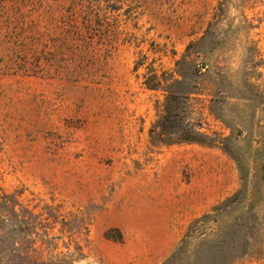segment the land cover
Here are the masks:
<instances>
[{
  "label": "rangeland",
  "instance_id": "obj_1",
  "mask_svg": "<svg viewBox=\"0 0 264 264\" xmlns=\"http://www.w3.org/2000/svg\"><path fill=\"white\" fill-rule=\"evenodd\" d=\"M9 255L264 264V0H0Z\"/></svg>",
  "mask_w": 264,
  "mask_h": 264
},
{
  "label": "trees",
  "instance_id": "obj_2",
  "mask_svg": "<svg viewBox=\"0 0 264 264\" xmlns=\"http://www.w3.org/2000/svg\"><path fill=\"white\" fill-rule=\"evenodd\" d=\"M7 253H9V252H7ZM2 264H13V255L6 256L5 260H3Z\"/></svg>",
  "mask_w": 264,
  "mask_h": 264
}]
</instances>
